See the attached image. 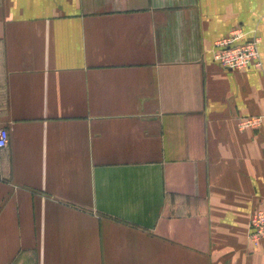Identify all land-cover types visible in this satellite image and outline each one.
Wrapping results in <instances>:
<instances>
[{
    "label": "crops",
    "instance_id": "crops-1",
    "mask_svg": "<svg viewBox=\"0 0 264 264\" xmlns=\"http://www.w3.org/2000/svg\"><path fill=\"white\" fill-rule=\"evenodd\" d=\"M0 127V264H264V0H0Z\"/></svg>",
    "mask_w": 264,
    "mask_h": 264
},
{
    "label": "built area",
    "instance_id": "built-area-1",
    "mask_svg": "<svg viewBox=\"0 0 264 264\" xmlns=\"http://www.w3.org/2000/svg\"><path fill=\"white\" fill-rule=\"evenodd\" d=\"M214 60L228 70H244L250 67L260 68L262 61L259 39L246 38L241 28L233 29L227 36L217 40L212 47ZM261 118H248L240 122L242 129L260 122ZM9 130L0 127V151L9 144ZM249 239L258 246L264 240V204L256 207L249 218Z\"/></svg>",
    "mask_w": 264,
    "mask_h": 264
},
{
    "label": "rangeland",
    "instance_id": "rangeland-1",
    "mask_svg": "<svg viewBox=\"0 0 264 264\" xmlns=\"http://www.w3.org/2000/svg\"><path fill=\"white\" fill-rule=\"evenodd\" d=\"M262 122H263V119H261L260 122H258L257 124H252L251 126H248V127H246L245 129H243V130H247V129H248V130L257 129L258 127L262 126V125H261Z\"/></svg>",
    "mask_w": 264,
    "mask_h": 264
}]
</instances>
